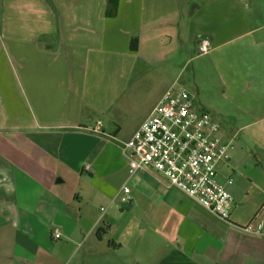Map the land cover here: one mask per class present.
Here are the masks:
<instances>
[{
	"label": "crops",
	"instance_id": "1",
	"mask_svg": "<svg viewBox=\"0 0 264 264\" xmlns=\"http://www.w3.org/2000/svg\"><path fill=\"white\" fill-rule=\"evenodd\" d=\"M12 4L0 33L16 63L15 79L0 80V264H264V235L244 229L264 227V128L236 141L219 127L228 161L218 178H232L225 220L159 174L132 179L121 148L87 130L136 87L153 96L148 115L174 83L156 90L133 78L171 23L161 0Z\"/></svg>",
	"mask_w": 264,
	"mask_h": 264
},
{
	"label": "rangeland",
	"instance_id": "2",
	"mask_svg": "<svg viewBox=\"0 0 264 264\" xmlns=\"http://www.w3.org/2000/svg\"><path fill=\"white\" fill-rule=\"evenodd\" d=\"M12 5L0 0V33L2 21L10 24ZM161 11L171 23L162 24L159 54L139 65L142 74L135 72L133 78L156 90L174 82L220 129L235 132L236 141L251 140V133L264 128V0H161ZM8 45L0 36V80L13 81L16 63ZM152 99L141 87L133 88L132 97L117 102L113 114L94 113L95 119L105 122L106 134L117 130L116 139H107L120 148L119 141L147 115ZM145 173L158 175L152 169ZM128 187H134L133 180Z\"/></svg>",
	"mask_w": 264,
	"mask_h": 264
},
{
	"label": "built area",
	"instance_id": "3",
	"mask_svg": "<svg viewBox=\"0 0 264 264\" xmlns=\"http://www.w3.org/2000/svg\"><path fill=\"white\" fill-rule=\"evenodd\" d=\"M87 130L109 136L102 131L100 120ZM227 145L222 142L219 126L210 113L196 107L193 95L173 83L131 136L121 142L120 148L126 157L129 176L152 169L167 187L177 189L201 208L225 220L232 205L225 184L232 183V178L229 176L221 182L218 167L228 161ZM87 169L85 164L83 170ZM117 197L120 203L130 201L128 185L122 184ZM244 229L264 235L259 221L254 226L247 224ZM53 237H59V232L54 231Z\"/></svg>",
	"mask_w": 264,
	"mask_h": 264
}]
</instances>
